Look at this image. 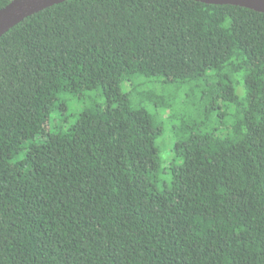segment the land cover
<instances>
[{"label": "trees", "instance_id": "obj_1", "mask_svg": "<svg viewBox=\"0 0 264 264\" xmlns=\"http://www.w3.org/2000/svg\"><path fill=\"white\" fill-rule=\"evenodd\" d=\"M0 264H264V13L67 0L2 35Z\"/></svg>", "mask_w": 264, "mask_h": 264}, {"label": "water", "instance_id": "obj_2", "mask_svg": "<svg viewBox=\"0 0 264 264\" xmlns=\"http://www.w3.org/2000/svg\"><path fill=\"white\" fill-rule=\"evenodd\" d=\"M67 0H11L0 8V37L26 17ZM206 4H232L264 13V0H196Z\"/></svg>", "mask_w": 264, "mask_h": 264}, {"label": "rangeland", "instance_id": "obj_3", "mask_svg": "<svg viewBox=\"0 0 264 264\" xmlns=\"http://www.w3.org/2000/svg\"><path fill=\"white\" fill-rule=\"evenodd\" d=\"M125 88V87H124ZM154 93H153V97H154ZM68 106H69V108H70V110L71 111H74V110H76V109H78V107L74 104V102H72L71 100H69L68 101V104H67ZM159 141H161V139L159 140Z\"/></svg>", "mask_w": 264, "mask_h": 264}]
</instances>
